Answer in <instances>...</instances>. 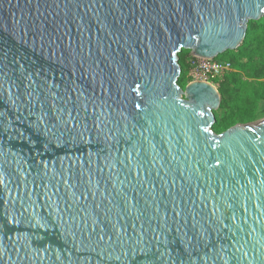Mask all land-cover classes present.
I'll list each match as a JSON object with an SVG mask.
<instances>
[{"label": "water", "instance_id": "95a60500", "mask_svg": "<svg viewBox=\"0 0 264 264\" xmlns=\"http://www.w3.org/2000/svg\"><path fill=\"white\" fill-rule=\"evenodd\" d=\"M264 0H0V264H264V121L216 135L179 54L237 50Z\"/></svg>", "mask_w": 264, "mask_h": 264}, {"label": "trees", "instance_id": "16d2710c", "mask_svg": "<svg viewBox=\"0 0 264 264\" xmlns=\"http://www.w3.org/2000/svg\"><path fill=\"white\" fill-rule=\"evenodd\" d=\"M188 54L184 50L178 57L181 67L178 84L182 86L190 81ZM218 60L230 63L234 70L217 82L221 107L214 112L217 123L213 132L222 135L237 125L260 119L264 102V18L251 21L241 46L220 55Z\"/></svg>", "mask_w": 264, "mask_h": 264}, {"label": "built area", "instance_id": "2783aa9c", "mask_svg": "<svg viewBox=\"0 0 264 264\" xmlns=\"http://www.w3.org/2000/svg\"><path fill=\"white\" fill-rule=\"evenodd\" d=\"M190 66L191 84L204 82L218 89L217 82L227 73L233 72V67L228 62H221L217 59L202 58L192 53L188 60Z\"/></svg>", "mask_w": 264, "mask_h": 264}, {"label": "rangeland", "instance_id": "374dc122", "mask_svg": "<svg viewBox=\"0 0 264 264\" xmlns=\"http://www.w3.org/2000/svg\"><path fill=\"white\" fill-rule=\"evenodd\" d=\"M185 51L189 53L188 56H187V58H191V56H192V52L189 51V50H185ZM218 58H219V57H218ZM218 58H217V60H218ZM180 77H181V75H180ZM188 77H189V79H190V81L188 82V85H189V84H191V79H192V78L190 77V73H189ZM188 77H187V78H188ZM188 85H184V86L179 85L180 89L183 91V93H182V95H181V96H182V100H184V101H186V102H190L189 97L186 95V89H187ZM258 121H264V102H263L262 107H261L260 119H259ZM258 121H256V122H258ZM253 123H255V122H253ZM249 124H252V123H249ZM247 125H248V124H247ZM216 135H217V134H216Z\"/></svg>", "mask_w": 264, "mask_h": 264}]
</instances>
